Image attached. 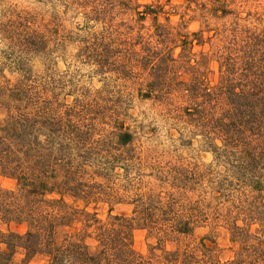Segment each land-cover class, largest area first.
I'll list each match as a JSON object with an SVG mask.
<instances>
[{"label":"rangeland","instance_id":"374dc122","mask_svg":"<svg viewBox=\"0 0 264 264\" xmlns=\"http://www.w3.org/2000/svg\"><path fill=\"white\" fill-rule=\"evenodd\" d=\"M214 1L103 0L107 8L115 2V10L108 8L103 19L94 20L78 0H0V83L14 84L25 75L40 92L42 140L52 148L46 151L52 153L50 160L60 162V194L48 197H63L72 208L96 212L101 218L109 214L207 218L216 224L214 229L204 222L192 234L169 241L167 248L199 249L201 257L207 248L216 259L226 261L238 246L230 239L225 219L238 217V224L244 225V211L251 210L256 194L244 177L248 161L235 149L214 150L205 120L192 115L193 105L171 103L163 93L150 91V83L142 81L154 73L152 66L146 71L131 69V56L109 52L111 42L106 38L110 24L134 28L133 33L141 28L143 33L153 32L154 13L161 23L170 15L172 24L182 26V39L192 41L188 53L182 54V46L174 47L172 58L194 65L208 54V81L216 84L219 63L212 55L218 22L212 19L208 26L203 22L211 18L207 9ZM260 2L264 0L251 3ZM142 12L149 14L142 19ZM24 15L37 21L36 33L44 40L25 36L18 24L10 26ZM157 75L166 79L157 81V88L173 76L165 70ZM191 78L190 72H179L178 80ZM6 114L0 106V119ZM50 123L55 125L54 135ZM125 132L132 134L128 144L123 143ZM214 142L222 145L221 139ZM0 185L15 188L16 181L0 176ZM81 226L77 222L73 230ZM257 227L252 225V231ZM11 228L21 233L27 229L16 224ZM156 242L147 229L134 230L136 250L146 253Z\"/></svg>","mask_w":264,"mask_h":264},{"label":"trees","instance_id":"16d2710c","mask_svg":"<svg viewBox=\"0 0 264 264\" xmlns=\"http://www.w3.org/2000/svg\"><path fill=\"white\" fill-rule=\"evenodd\" d=\"M78 1L90 9L87 16L94 20L103 19L109 12L106 9L114 11L112 5H116L107 8L103 0ZM252 1L257 0H216L207 9L211 18L203 22L207 26L212 19L218 22L214 29L218 44L212 55L219 63L216 84L208 81V54H202L194 65L172 58L174 47L182 46V54L188 53L192 41L182 39V26L172 24L170 15L161 23L155 12L153 32L143 33L141 28L133 33L134 28L123 30L110 24L106 35L111 42L108 51L130 55L131 69L146 71L152 66L154 73L142 81L150 83V91L163 93L171 103L193 105L192 115L205 120L204 130L214 150L235 149L248 161L244 177L256 192L251 210L244 211V225L238 224V217L225 219L230 239L238 246L235 256L221 261L207 248L202 249L203 257L199 249L167 248L169 241L192 234L204 222L214 229L216 224L207 218L125 214L101 218L96 212L72 208L63 197H48L60 194V162L50 160L52 153L46 151L52 148L47 149L42 140L40 92L23 75L14 84L0 83V106L7 110L0 119V176L16 181L15 188L0 185V264H264V2L252 5ZM233 3L235 7H230ZM141 14L144 19L149 13ZM20 19L11 21L10 26L18 24L25 36L44 40L43 34L36 33L39 25L31 15ZM160 70L173 76L170 83L157 88V81H166L157 75ZM179 72H190L191 81L178 80ZM54 126L48 125L53 135ZM216 139H221L222 145L214 142ZM131 141L132 134L125 132L123 143ZM77 222L82 226L73 230ZM12 224L27 229L21 233L12 230ZM254 224L258 227L252 231ZM138 228L147 229L157 240L146 253L134 247V230Z\"/></svg>","mask_w":264,"mask_h":264}]
</instances>
